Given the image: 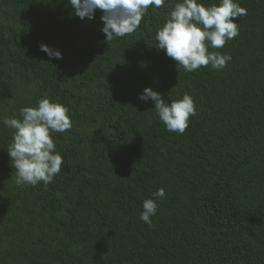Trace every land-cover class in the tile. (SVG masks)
Here are the masks:
<instances>
[{"label":"trees","instance_id":"obj_1","mask_svg":"<svg viewBox=\"0 0 264 264\" xmlns=\"http://www.w3.org/2000/svg\"><path fill=\"white\" fill-rule=\"evenodd\" d=\"M177 2L107 43L99 9L89 20L68 0H0V119L48 97L73 124L53 135L63 163L45 187L15 183L14 130L0 123V264H264V0H237L239 35L210 49L227 66L191 73L155 39ZM146 87L193 97L183 134L138 99ZM159 188L148 225L142 203Z\"/></svg>","mask_w":264,"mask_h":264},{"label":"clouds","instance_id":"obj_2","mask_svg":"<svg viewBox=\"0 0 264 264\" xmlns=\"http://www.w3.org/2000/svg\"><path fill=\"white\" fill-rule=\"evenodd\" d=\"M74 15L92 20L97 9L102 11L101 31L107 43L132 34L149 6L161 8L165 0H68ZM247 15V9L237 0H219L208 6L202 0H182L175 3L166 22L156 31L157 49L176 62V67L191 73L211 65L222 70L231 61L229 54L210 49H222L227 41L239 35L235 18ZM40 50L55 59H62L58 49L41 43ZM138 99L154 103L156 116L167 131L183 134L189 126V118L196 115L194 99L184 94L182 99H165L152 88H144ZM170 101V103H169ZM21 118H3L0 123L13 129L12 143L7 152L16 170L18 186H36L40 182L47 187L61 171L62 155L56 150L55 133H64L73 126L69 109L63 104L42 97L35 107L20 109ZM165 189L159 188L152 198L145 199L139 218L152 225V217L158 210L157 200L164 199Z\"/></svg>","mask_w":264,"mask_h":264}]
</instances>
